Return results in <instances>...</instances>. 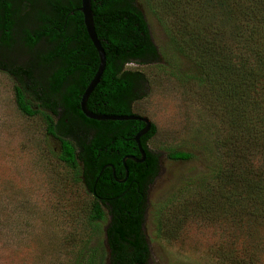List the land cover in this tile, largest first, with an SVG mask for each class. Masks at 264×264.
<instances>
[{
  "label": "trees",
  "instance_id": "16d2710c",
  "mask_svg": "<svg viewBox=\"0 0 264 264\" xmlns=\"http://www.w3.org/2000/svg\"><path fill=\"white\" fill-rule=\"evenodd\" d=\"M142 1L149 5L155 17L165 22L177 51L199 69L214 101L222 107V119L227 125V135L220 143L224 165L221 159L216 173L227 189L223 192L218 188V195L211 194L196 209L208 214L216 211L219 203H224L233 213L264 216V169L260 166L253 173L248 165H240L250 153L244 148L254 146L264 154V0ZM90 2L95 33L104 49L106 63L90 95L89 106L95 114H134L132 106L142 98L144 79L137 71H126L124 65L131 61L140 65L156 63L159 53L136 0ZM77 8L79 1L67 5L59 20L50 18L48 62L57 61L60 68L53 73L48 92L43 93L36 87L31 98L29 84L22 81L13 87L14 101L24 116L42 117L47 124V135L59 143L58 160L80 175L93 196L91 221L97 226L106 218L104 245L100 241L97 249L98 264H104L105 257L107 264H145L149 255L143 233L146 189L157 170V158L148 150L147 143L155 134V127L152 125L140 138L145 162L127 161L128 184L117 186L110 166L115 168L116 176L123 179V157L134 154L140 158L133 139L143 124L92 122L80 113L82 90L94 76L98 58L80 13H76V27L73 25L71 33L66 30V17ZM63 28L65 34L52 35L54 29ZM231 42L239 45L235 48ZM69 115L83 119L87 127L93 124V137L89 132L77 136L62 134L60 128L73 123ZM81 146L88 156L82 164L76 158ZM168 158L188 161L191 155L171 152ZM172 225L177 228L178 224ZM173 227L169 230L165 226L157 233L164 231L163 235L169 236Z\"/></svg>",
  "mask_w": 264,
  "mask_h": 264
},
{
  "label": "rangeland",
  "instance_id": "374dc122",
  "mask_svg": "<svg viewBox=\"0 0 264 264\" xmlns=\"http://www.w3.org/2000/svg\"><path fill=\"white\" fill-rule=\"evenodd\" d=\"M136 2L160 57L125 67L144 79L132 112L155 127L147 143L157 170L146 189L145 264H264V216L233 213L224 203L208 214L196 209L218 188L227 189L216 174L225 159L222 107L199 69L174 47L165 22L144 1ZM46 128L41 116L17 109L13 84L0 73V264H98L107 220L97 226L91 221L93 196L58 160L59 143ZM244 150L250 153L242 167L264 169L263 151ZM171 152L191 159L172 161ZM165 226L174 228L169 236L157 233Z\"/></svg>",
  "mask_w": 264,
  "mask_h": 264
},
{
  "label": "flooded vegetation",
  "instance_id": "af4514ba",
  "mask_svg": "<svg viewBox=\"0 0 264 264\" xmlns=\"http://www.w3.org/2000/svg\"><path fill=\"white\" fill-rule=\"evenodd\" d=\"M77 1H79V8H77V11L70 12L66 17V30L69 33H71L74 21L76 17H78L76 13L81 14L79 10L80 0H0V73L9 78L13 87L15 84L22 81L27 82L30 86L31 98H34L36 87L40 88L43 93L48 92L53 73L60 64L57 61H53L52 64L48 62V56L51 50L49 44V37L51 35L49 28L50 18L59 20L62 18L61 15L63 10L66 9V6ZM76 25L74 26L76 27ZM66 30L64 28L63 30L54 29L52 35H63ZM30 41H34V44H28ZM95 56L97 57V53ZM130 65H138V63L135 61L128 62L124 65V69ZM125 70L136 72L128 69ZM85 88L86 86L82 90V93ZM89 98L87 101V109L93 113V108L89 106ZM59 115L61 116V114ZM70 118L73 119L72 116H70ZM91 121L93 122V120ZM60 132L62 134L75 133L76 136L77 134L83 135L89 132L92 138L93 124L92 126L87 127L84 125L83 119L75 118L73 119L72 125L60 128ZM77 150L76 158L78 159V162L82 164L87 161V152L85 151L84 146H81ZM127 156H131L133 159H139L134 154ZM127 161L134 162L129 159L125 161L123 166L124 170L126 168V171L123 179L116 176V170L114 167L111 169L112 174L116 179L115 184L119 187L128 184L129 176L126 167ZM144 162L145 159L142 163H134L143 164ZM140 173L143 174V172ZM87 191L89 192L88 189Z\"/></svg>",
  "mask_w": 264,
  "mask_h": 264
},
{
  "label": "water",
  "instance_id": "95a60500",
  "mask_svg": "<svg viewBox=\"0 0 264 264\" xmlns=\"http://www.w3.org/2000/svg\"><path fill=\"white\" fill-rule=\"evenodd\" d=\"M80 12L82 14L83 18V25L85 28V32L94 48V50L97 53L98 57V66L96 69V72L92 79L89 81L88 85L86 86L85 90L83 91L80 101H79V108L82 113V115L89 120L93 121H119V122H124V121H137L143 124V127L135 134L134 136V142L139 150L140 153V158L139 159H133L131 156H125L122 159V163L124 165L126 160H132L135 163H142L145 159V152L141 147L140 144V138L145 136L150 130H151V122L149 121L148 118L143 117V116H138L134 114L130 115H121V116H109V115H102V114H95L91 113L87 109V101L88 98L90 97L91 93L95 89V87L98 85L103 71L105 69V63H106V56L104 49L100 43V41L97 38V35L95 33V28H94V21H93V12L91 9V2L90 0H80ZM112 169V166H110ZM126 171V168H125Z\"/></svg>",
  "mask_w": 264,
  "mask_h": 264
}]
</instances>
